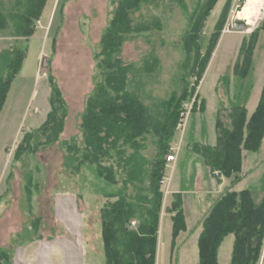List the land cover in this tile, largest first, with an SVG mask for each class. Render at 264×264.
Returning a JSON list of instances; mask_svg holds the SVG:
<instances>
[{"label": "rangeland", "instance_id": "rangeland-1", "mask_svg": "<svg viewBox=\"0 0 264 264\" xmlns=\"http://www.w3.org/2000/svg\"><path fill=\"white\" fill-rule=\"evenodd\" d=\"M119 1L47 0L35 24L34 35L25 38L17 35L16 26L22 21L18 6L27 0H0V15L7 19L6 28L0 30V80L13 72L9 62L19 53L25 54L0 113V249L7 250L10 257L14 256L15 250L32 253L45 238L50 243L56 242L55 233L63 231L53 228V201L55 197L73 194L84 211L81 219L83 240H78L82 245L83 264H106L101 225V208L106 202L101 192L104 185L97 182L89 170L74 175L66 171V148L62 143L74 137L81 138L80 124L86 101L101 79L98 69L101 41ZM239 5L240 0H150L133 16L136 25L148 30L129 34L121 47V58L134 69L130 76L131 89L139 93L143 103L154 110L158 119H163L165 103L180 98L186 82L195 81L193 72L200 70L196 64L197 55L200 54V61L203 60L212 37L220 36L197 89L198 100L193 98L184 105L186 128L178 162L174 166L166 165L159 227L160 231L162 225L160 242L163 247L160 246L161 252L159 248L157 264H199L198 238L212 203L205 195L193 199L195 194L181 191L192 190L189 189L193 188L192 184L198 190L202 187L200 180H190L194 172L191 157L195 156V147L216 145L218 119L225 126L231 125L230 116L240 82L235 66L243 60V42L253 47L251 71L243 82L248 88L252 87L248 115L254 111L264 87V12L257 25L234 31L231 26L240 20L235 16ZM202 17L204 19H200ZM198 23L203 26L198 39H193L191 34ZM186 44L191 46L190 54L185 49ZM44 60L46 67H43ZM50 76L67 105L64 132L54 145L17 158L25 135L40 128L51 111ZM182 133L177 126L169 142L167 157L179 144ZM158 149L159 138L155 134L148 135L141 150L142 164L145 162L141 196L150 194V162L157 156ZM252 155L255 156L248 158L250 165L245 173L255 167L259 173L255 176L250 171L246 175L248 182L238 188L255 189L258 183L259 186L263 184L264 177L260 180L264 175L263 143ZM128 188V193L134 195L135 190ZM113 189L115 187L110 186L106 191ZM179 197L188 216L189 228L180 233L173 245L171 218L176 213H169L168 209L174 207ZM257 197H262L261 190ZM65 233L79 232L66 230ZM59 244L67 246L68 242L64 239ZM44 246L40 252L49 257L47 261L51 260V263L64 255L61 249H53L54 245L43 249ZM231 250L227 239L220 250L223 251L221 261L219 255L220 264H226L227 253V264H230ZM32 256H36V252ZM258 264H264V251Z\"/></svg>", "mask_w": 264, "mask_h": 264}, {"label": "trees", "instance_id": "trees-1", "mask_svg": "<svg viewBox=\"0 0 264 264\" xmlns=\"http://www.w3.org/2000/svg\"><path fill=\"white\" fill-rule=\"evenodd\" d=\"M47 0H27L19 5L22 21L16 26L18 36L30 38L35 33V24L40 19ZM150 0H120L103 39L98 55V69L101 79L88 97L80 124V137L63 142L66 148L64 167L71 175L89 170L93 178L103 184L101 190L106 202L101 208L102 239L106 264H156L158 234L163 193L162 183L166 171V155L185 104L198 100L197 89L203 79L211 55L219 41V35L212 37L208 54L196 64L200 70L193 72L194 82H186L180 98L166 102V115L158 119L154 110L145 105L137 91L131 89L130 76L134 72L120 56L125 37L148 30L136 25L134 15L149 4ZM20 4V3H19ZM200 19H204L203 17ZM203 23L193 28V39H198ZM7 26V19L0 15V30ZM221 31L218 30V33ZM185 49L191 53V46ZM253 47L242 44V62L235 66L239 85L236 103L230 116L231 125L225 126L218 119L215 146L195 147V154L203 159L211 173H219L238 183L242 172L243 151L256 153L264 140V87L258 106L248 117L247 103L252 87L244 85L252 66ZM25 54L9 62L13 72L0 80V113L16 73L22 67ZM196 65V68H197ZM151 71V67H148ZM192 75V76H193ZM50 103L51 111L45 123L25 135L15 157L35 153L59 141L64 132L68 110L61 90L52 76ZM243 83V84H242ZM150 134L159 138V149L150 162L149 196H141L145 174L141 150ZM113 159L115 161H113ZM263 184L240 192L227 190L214 202L203 221V230L198 240L199 264H219L218 251L229 235L235 236L230 264H258L264 248V180ZM121 184V187H118ZM115 187L106 191L107 187ZM135 190L128 193V187ZM262 191L258 199L257 193ZM150 198V200H149ZM149 200V201H148ZM173 216V245L181 232L187 230L183 204L180 197L174 207L168 209ZM136 221L133 226L132 222ZM7 250L0 249V264H12Z\"/></svg>", "mask_w": 264, "mask_h": 264}, {"label": "crops", "instance_id": "crops-1", "mask_svg": "<svg viewBox=\"0 0 264 264\" xmlns=\"http://www.w3.org/2000/svg\"><path fill=\"white\" fill-rule=\"evenodd\" d=\"M261 93H262V88H261L260 96H261ZM259 100H260V97H259ZM259 100H258V103H259ZM258 103L256 104V106H254V108H255L254 111L256 110ZM247 105H248V103H247ZM247 111H248V109H247ZM254 111L252 112V114L254 113ZM252 114L248 115V117L250 118ZM263 145H264V141H263ZM210 146H215V144L214 145L210 144ZM252 156H255V155H252V153H250V152L243 151V163H242L241 177H240V180L238 181V183L232 184V179L225 178L224 176L220 175L217 172L211 173L209 168H207L206 164L204 163L203 159H201L198 155L195 154L194 157L192 156L193 158L191 157V159H193L191 166L193 167L194 172H193V175L190 176V180H193V178H195L196 181L200 180V183L202 185L201 190L196 189V186L192 184L193 188H189L192 190H182L181 192H191L192 194H195L193 199H198V198H202V197L204 198L203 195H205V198L207 199V201L212 203L211 205H209L210 207H208V209H209L208 212H209L212 205L214 204V202L219 198V197H216L217 195H219V194L221 195L222 193H224L227 190L237 191V192L244 190V188H238V187H240V185H242L244 182H248L247 180H248L249 176L246 177V175H249L250 171L251 172L253 171V174H255V176L257 175V173H259L258 167L252 168L250 171L245 173L246 170H249L250 164H249L248 158L250 159ZM173 166H174V164H173ZM168 167L170 168V165ZM173 171H174V169H173ZM173 171H171V175H172ZM175 172H176V169H175ZM263 177H264V175H262L260 180ZM258 186H259V183H258L257 187ZM79 203L80 202L78 201V198L76 196H74L73 194H64L60 198L55 197V200L53 201V205H52V211L55 214V225L53 226V228L54 229L57 228L58 230L63 231V233H57V234L55 233V235L52 234V236L49 237V238H51L54 235L53 238L56 239V242L53 241L52 243H50L48 238H45V242H43L41 246L39 244V246H37L38 249L33 250L32 253H31V251L27 252L25 250H22V251H18V250L16 251L15 250L13 263L14 264H83L82 245L79 244L78 240H80V241L83 240V234L81 232L83 229V224H82L81 219H82V215L84 214V211L80 208ZM183 208H184V204H183ZM183 211H184L187 229H188L189 228L188 216L186 215L185 209ZM208 212H207V214H208ZM171 220H172V218H171ZM172 226H173V222L171 224V229L173 228ZM66 230L69 233H70V230L78 231L79 233L74 234V235L66 234L65 233ZM161 230H162V225H161ZM161 230L159 231V234H158V252H159V248H160V252H161V247H163V244H162L163 242L162 243L160 242ZM199 237H200V235H199ZM64 239L68 242V244H67L68 247L59 244ZM227 239L229 240L230 245L232 247V250H231V258H232L235 236L229 235L228 237H226L225 240L223 241L221 247L224 245V243ZM198 240H199V238H198ZM44 245H46V246H44ZM49 245H54V247H52L53 249H55V248L61 249L62 252L64 253L63 256L61 255V257L54 260L53 263H51V260L47 261V258H49V257L43 256L42 251L40 252L41 247L44 246L43 249H45V247H47ZM221 247L219 248V251H218V262H219V255H220V261L222 258L223 251H220ZM61 250H57V251H61ZM263 251H264V248H263ZM33 252L34 253L36 252V256H32ZM76 252H78V253H76ZM157 259H158V254H157ZM222 261H224V260L222 259ZM227 262H228V253L226 255L225 263L227 264ZM230 263H231V260H230ZM219 264H220V262H219Z\"/></svg>", "mask_w": 264, "mask_h": 264}, {"label": "bare ground", "instance_id": "bare-ground-1", "mask_svg": "<svg viewBox=\"0 0 264 264\" xmlns=\"http://www.w3.org/2000/svg\"><path fill=\"white\" fill-rule=\"evenodd\" d=\"M264 12V0H247L243 10L236 13V18L245 21L248 26L257 25Z\"/></svg>", "mask_w": 264, "mask_h": 264}, {"label": "built area", "instance_id": "built-area-1", "mask_svg": "<svg viewBox=\"0 0 264 264\" xmlns=\"http://www.w3.org/2000/svg\"><path fill=\"white\" fill-rule=\"evenodd\" d=\"M185 115H186V111L182 114L181 122L178 125V129H182V131H183L182 136H181V140H180L179 144L176 146V148L172 149V153L167 157V165L168 164H170V165L174 164L175 165V163L177 162V159H178V156H179V153H180V150H181V146H182V143H183L182 139H183V136H184V131H185V128H186V123L184 122ZM132 225L135 226L136 222H132Z\"/></svg>", "mask_w": 264, "mask_h": 264}, {"label": "water", "instance_id": "water-1", "mask_svg": "<svg viewBox=\"0 0 264 264\" xmlns=\"http://www.w3.org/2000/svg\"><path fill=\"white\" fill-rule=\"evenodd\" d=\"M246 2H247V0H240V5L237 7V13L238 12H241L243 10ZM231 28L234 31H243V30H248L249 29V26L247 25V23L245 21L238 20V21H234L232 23ZM46 66H47V63L44 60L43 67H46Z\"/></svg>", "mask_w": 264, "mask_h": 264}]
</instances>
